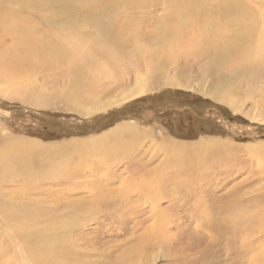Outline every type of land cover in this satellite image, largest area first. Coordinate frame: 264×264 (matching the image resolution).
Wrapping results in <instances>:
<instances>
[{
	"label": "rangeland",
	"instance_id": "rangeland-1",
	"mask_svg": "<svg viewBox=\"0 0 264 264\" xmlns=\"http://www.w3.org/2000/svg\"><path fill=\"white\" fill-rule=\"evenodd\" d=\"M20 1L32 2L3 0L2 5L18 10ZM85 1L61 0L78 8ZM153 5L144 14L158 19L163 7H158V0ZM33 17L40 35L57 32L43 13ZM5 28L11 24L0 25V35ZM12 43L4 37L2 49ZM123 56L115 77L84 95L87 99L78 106L69 97L83 95L82 85L92 83L83 67L77 66L74 75L65 73L64 64L20 70L15 65L18 70L0 72V152L16 143L10 171L3 172L0 164V201L7 196L11 202L34 204L22 206L32 209L24 224L33 232L72 228L71 239L82 254L78 257L88 264H130L134 259L138 260L133 264H249L251 257L253 264H264L255 256L264 243V68L231 75L224 89L232 91V104H227L208 95L216 92L218 80L208 76L202 81V71L192 60L166 64L157 83L146 72L140 77L134 69L124 74L128 54ZM169 80L188 89L165 84ZM138 85L143 92L129 97ZM36 100L43 104L36 105ZM123 125H134L146 135L137 157L132 155L137 147L130 155L126 148L139 143L141 134ZM115 132L131 142L112 138ZM103 134L96 146L112 141L121 149L116 145L107 152L115 158L112 164L91 165L98 179L90 178L89 169L77 168L81 179H75L77 188L68 192L51 176L38 173L36 181V173L29 172L35 165H27L28 151L34 162L46 158L31 142L51 145L61 153L58 149L69 140ZM157 142L158 157L153 158ZM175 145L185 149L176 153ZM88 150L86 145L82 153ZM50 156L52 162L58 158ZM129 160L135 166L128 170ZM156 168L158 173L149 172ZM29 178V188L18 185ZM20 188L31 191L29 199L18 198ZM2 211L0 207V238L5 240L20 223L10 222V215ZM153 233L165 238L164 244L142 252ZM244 243H255L254 254L238 252Z\"/></svg>",
	"mask_w": 264,
	"mask_h": 264
},
{
	"label": "bare ground",
	"instance_id": "bare-ground-1",
	"mask_svg": "<svg viewBox=\"0 0 264 264\" xmlns=\"http://www.w3.org/2000/svg\"><path fill=\"white\" fill-rule=\"evenodd\" d=\"M2 2L0 0V25L10 23L12 28L3 29L0 35V72L14 71L15 65H19L20 70L24 66L39 68L64 64L65 73L74 75L77 66L83 67L87 69L86 78L89 76L92 83L82 85L80 91H84L83 95L78 93L69 97L73 106L80 105L87 99L84 95L87 96L93 89L99 90L106 81L115 77L119 71L118 65L125 60L122 59L123 53L128 54L121 69L124 74L134 69V74L140 77L146 72L157 83L165 72L166 64L192 60L202 71V81L208 76L218 80L214 87L216 92L208 95L227 104H232V91L229 90L231 87L226 91L224 89L231 75L233 78L237 75L236 71L243 69L264 68V0H158V7H163L158 19L144 14L154 0H87L79 8L61 0H32L29 3L20 1L18 10H9ZM37 13H43L49 27L57 29L54 35H40V25L33 17ZM4 37L13 42L7 49L1 46ZM122 76L124 79L125 76ZM118 80L121 81V77ZM172 82L164 83L188 89L189 85ZM142 92V87L138 85L129 97ZM40 104H43V100H36V105ZM114 134L116 136L112 138L118 137L122 144L125 143L123 140L128 139L126 135ZM9 148L10 151L0 152L3 172L10 171L9 161L16 143H11ZM180 148L185 149L184 146L175 145L176 153L182 151ZM42 173L43 169H39V174ZM29 182L18 185L29 188ZM20 191V200L29 199L30 190L20 188ZM8 199L0 201L2 212L10 215V222L20 225L12 228L9 238H0V264H88L85 258L78 257L80 249L77 250L75 240L71 239L72 228L54 233L47 230L33 232L26 225L32 209L22 206L34 204ZM154 236V233L149 236L148 243L142 246V252L148 251L149 246L164 244L162 239L165 238L160 240ZM254 248L255 243H244L238 252L254 254ZM255 256L264 261V243L258 247ZM136 260H130V264ZM251 260L254 258L251 257ZM251 260L249 264H253Z\"/></svg>",
	"mask_w": 264,
	"mask_h": 264
},
{
	"label": "crops",
	"instance_id": "crops-1",
	"mask_svg": "<svg viewBox=\"0 0 264 264\" xmlns=\"http://www.w3.org/2000/svg\"><path fill=\"white\" fill-rule=\"evenodd\" d=\"M123 126H127L130 127L133 131L135 130L136 132H139L140 135V141L139 143H136L132 146L131 150L130 147L129 149L126 148L127 151V155H130L131 152H133L134 149H136V147L138 149H136L134 151V153H132L133 156L137 157L138 152L140 151V145L141 143H143L142 141L144 139H146V135L145 133L142 132V130H140V128L134 126V125H123ZM106 134V133H105ZM104 136L101 135L99 137H94V138H75L72 140H69L68 142H66L65 144L61 145L62 148L58 149L61 150V153L57 152L56 149L51 146V145H44V146H39L38 144L35 143H30L33 145L34 149L33 150H41L42 152H44L43 155H45V159H41L40 163L32 161L34 160V158L31 157V153H29V151L27 152V165H35V167L30 171H32L33 173H36L33 177L35 178L38 173H39V168L42 167L43 168V172L42 175L43 176H51L50 180H52V182H58L62 189L70 192L72 190H74L75 188H77L76 184H75V179H81V176L79 175L78 177H76L77 172L80 173L81 170L76 171L77 168H84V169H89V176L91 178L92 175H95L98 179V170L95 166H91L94 163L97 164L96 166L99 167V165L102 164H106L105 161L110 162L111 161H115V158H113L111 155L109 156V151H114V149H116V145L118 146L119 149H121L119 146L120 144H115V142L113 143L112 141L108 142L106 145L104 146H96L97 144H94L95 141H97L98 139L102 138ZM108 136V135H107ZM110 136H108L109 138ZM112 137V136H111ZM154 139V138H153ZM125 142H131V141H125ZM94 144L95 146L90 147V144ZM112 143V145H111ZM117 143V141H116ZM89 146V148H91V150L88 153V151H84V153H82V150L85 146ZM156 147V152L153 153L151 156L154 157H158V142L156 143V145H154ZM30 150V151H33ZM38 150V151H39ZM29 153V154H28ZM52 154H56L58 155V158L54 159V161L52 162L51 160H48V158H50ZM36 159V158H35ZM123 161V160H122ZM126 161V160H124ZM128 162V170L132 167L135 166V164H131L130 160L127 161ZM33 163V164H32ZM41 164V165H39ZM109 167V166H108ZM112 165H110V169L111 170ZM113 170V168H112ZM131 171V170H130ZM49 172V174H48ZM84 172V171H83ZM149 172H157L158 173V168H156L153 171H149ZM149 172H146L149 173ZM31 173V172H30ZM111 173V172H110ZM55 174V175H53ZM145 174V173H144ZM58 175V176H56ZM29 179H33V178H29ZM39 177H36L34 180L38 181ZM48 178H46L47 180ZM28 180V181H31ZM40 180L38 182V184H41ZM45 180V181H46ZM61 181L64 183V185L61 183ZM58 183L56 185H58ZM30 186V185H29Z\"/></svg>",
	"mask_w": 264,
	"mask_h": 264
}]
</instances>
